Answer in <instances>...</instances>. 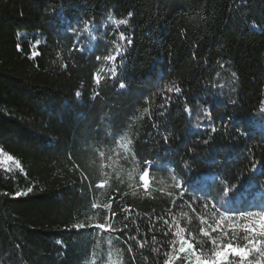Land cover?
<instances>
[{"label": "trees", "instance_id": "obj_1", "mask_svg": "<svg viewBox=\"0 0 264 264\" xmlns=\"http://www.w3.org/2000/svg\"><path fill=\"white\" fill-rule=\"evenodd\" d=\"M1 153L0 264H264V0H0Z\"/></svg>", "mask_w": 264, "mask_h": 264}, {"label": "rangeland", "instance_id": "obj_2", "mask_svg": "<svg viewBox=\"0 0 264 264\" xmlns=\"http://www.w3.org/2000/svg\"><path fill=\"white\" fill-rule=\"evenodd\" d=\"M0 163L2 164V166L10 170L19 167L18 163L13 158L3 153L0 154ZM144 182L146 186H148L150 183V179L146 176L144 177ZM181 250H185V247L182 246ZM232 254L240 256L243 254V251L237 248L230 247L220 255L219 260H226L229 257V255H232ZM190 260H191V263L193 262L192 264H213V263H207V262L205 263L199 262L197 260L192 259L191 257H190Z\"/></svg>", "mask_w": 264, "mask_h": 264}]
</instances>
